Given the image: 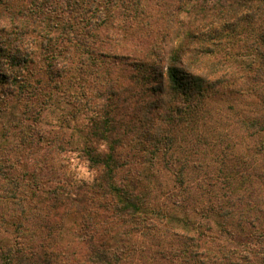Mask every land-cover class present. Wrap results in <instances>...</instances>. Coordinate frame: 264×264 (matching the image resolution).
<instances>
[{"label": "trees", "instance_id": "1", "mask_svg": "<svg viewBox=\"0 0 264 264\" xmlns=\"http://www.w3.org/2000/svg\"><path fill=\"white\" fill-rule=\"evenodd\" d=\"M0 12L40 33L43 60L34 72L12 59L27 72L10 78L26 106L14 146L1 117L15 107L0 104V264H264V0H185V27L152 64L129 63L128 85L97 37L119 18L138 28L140 0H0ZM59 97L71 110L42 135L31 115ZM72 150L91 180L41 174ZM69 217L82 220L72 251ZM147 228L159 235L139 249L130 235Z\"/></svg>", "mask_w": 264, "mask_h": 264}, {"label": "rangeland", "instance_id": "2", "mask_svg": "<svg viewBox=\"0 0 264 264\" xmlns=\"http://www.w3.org/2000/svg\"><path fill=\"white\" fill-rule=\"evenodd\" d=\"M52 1L57 2L60 0ZM64 1L68 3L74 0ZM129 2H131V0H129ZM132 2H136V0H132ZM140 3L143 8V14L139 19V22L142 21V23L138 28L136 26L137 22L134 24L128 23L126 27L123 26V24H121L122 19L119 18L116 20L117 25H115L113 29H107L106 26L100 24L102 28L98 31L97 37L99 40L103 41L102 43L98 42V48L102 49L104 52L108 51L111 54L117 55L116 57H120L116 60L112 59V66L113 69L118 70L117 72L120 73L122 84L127 85L129 81H125L123 78L136 73L134 67L129 63L142 62L148 65L152 64L153 52H156L158 47L162 50L164 49L165 41L172 37L173 30L175 31L179 27H185V0H140ZM116 12L118 16L119 11L117 7ZM15 13L18 14V11H15ZM16 18L0 12V104L2 107L6 106L7 109H10L12 106L15 107L13 114L9 116L3 115L1 120L12 118V121L7 123L8 129L5 130V133L11 135L10 140H13V136L15 138L12 141V146L16 144L15 142L19 143L16 135L23 133V113L24 109H26L25 103L23 102L24 95L17 94V90L10 79L14 77V73L17 71L13 70L12 59L18 54L17 56L21 58L20 62L22 65L23 60L27 61L30 57L32 62L27 65L30 71L32 70L34 72L36 64L33 61H43L40 58L42 43L40 33L31 32L25 34L27 30L23 29L25 28L23 26V15L21 17L16 16ZM168 47L169 46H167L166 49H168ZM123 58L126 60L122 61ZM20 71L21 73L18 72L15 75H20L23 84V75L27 76V72L24 73L23 70ZM6 78L9 79L6 80ZM5 81L7 83H5ZM10 83L11 85H8ZM6 101L7 103H5ZM56 101H58V103H55L51 108H47L43 112L45 116L42 118L43 120H41V122L39 116H36V114L33 115V113L31 115V117H36L37 120H35L37 123L35 128H39L42 135H45L47 131H53L59 117L62 115L65 116L71 110L70 105L63 103L60 97L57 98ZM13 123H15V125H13ZM20 128H22V131H20ZM53 132L55 133V131ZM68 132L70 133L71 130ZM42 144L44 148L47 146L45 141H43ZM45 162H47L45 166L46 169L40 172L46 178L56 177L53 181L64 180L66 175L86 178L88 180L94 177V172L88 168L86 162L80 159L79 154L73 150L66 154H56L53 152ZM37 163L38 167L41 166L39 162ZM81 225L82 220L79 217H69L66 219L63 244L67 247L68 251H72L71 245H76L78 242L83 241L82 234L79 231ZM131 228H129V230ZM149 229L150 228H147L145 232L148 236L142 234L143 230L137 231L135 234L131 233L130 236H133L132 238L134 241L132 242L136 243L137 248L139 247L140 249L145 243H149L154 235H159L156 230L153 232ZM164 231L165 230H163V232ZM95 238H97V236H95ZM164 242L167 244L166 247L170 245L166 239ZM149 264L157 263L150 262L149 260Z\"/></svg>", "mask_w": 264, "mask_h": 264}, {"label": "clouds", "instance_id": "3", "mask_svg": "<svg viewBox=\"0 0 264 264\" xmlns=\"http://www.w3.org/2000/svg\"><path fill=\"white\" fill-rule=\"evenodd\" d=\"M99 150H100L101 152L106 151V150H107V145H106V144H101V145L99 146Z\"/></svg>", "mask_w": 264, "mask_h": 264}]
</instances>
